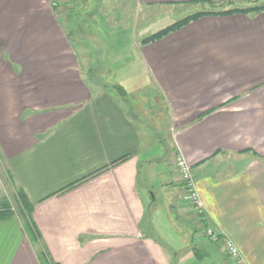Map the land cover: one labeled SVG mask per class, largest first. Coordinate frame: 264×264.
Segmentation results:
<instances>
[{
    "label": "crops",
    "instance_id": "obj_1",
    "mask_svg": "<svg viewBox=\"0 0 264 264\" xmlns=\"http://www.w3.org/2000/svg\"><path fill=\"white\" fill-rule=\"evenodd\" d=\"M259 1L0 0V180L11 206L19 189L32 208L0 218V264H172L173 244L264 264V10L216 14ZM144 11L211 13L128 46ZM155 192L182 242L148 229Z\"/></svg>",
    "mask_w": 264,
    "mask_h": 264
},
{
    "label": "rangeland",
    "instance_id": "obj_2",
    "mask_svg": "<svg viewBox=\"0 0 264 264\" xmlns=\"http://www.w3.org/2000/svg\"><path fill=\"white\" fill-rule=\"evenodd\" d=\"M244 1L248 3V2H251L252 0L251 1L244 0ZM260 4H261V0L257 3H255L254 6L260 5ZM243 8H244V6H243ZM202 12H204V11H202ZM193 14H195V13H193ZM145 15L146 14L144 11L143 15H142V19L140 20L138 27L136 26L135 29L128 31L127 35L125 34L127 36V37L126 36L125 37H126V44H128V46L130 43L132 44L133 41L138 42L142 39V37H144L146 35H150L151 33H155V32L157 33L162 28L174 24L179 19H183V17L185 18V17L189 16L187 14H184L183 12L182 13H176L173 18H171V15L166 16L165 14H162V15H160L159 18L155 17L154 20L150 21V19L145 18ZM190 15H192V14H190ZM172 19H174V20H172ZM125 37H124L122 46L124 45ZM129 40H130V42H129ZM131 51H132V49H131ZM122 63H124V62H122ZM117 65H118V67H121V62L117 63ZM122 69H123V67H122ZM127 72H129V70H127ZM126 74L130 75V72L126 73ZM144 76H146V75H144ZM144 79H145V81H147L146 78H144ZM130 87L133 88V86H130ZM164 128H165V126H162V129L159 130L158 136L155 135L156 138L160 136L159 138L162 139L159 146L154 150V154H157L159 157V160L157 161L158 169L163 168L165 160L169 159V157H171V156H169L168 158H165L167 153L169 154V152H171L172 146H171L170 139L167 138V136H166L167 129H164ZM176 158L173 160L172 165H173V170L177 173L176 167H175ZM144 175H145L144 179L147 178L146 173ZM182 184L184 186L183 182H182ZM184 190H185V187H184ZM155 193L157 195L158 202H157L156 208L154 210V213L148 222V225H147L148 229L150 231H153V233H156L154 231H157L159 229L160 231H158V235H161L159 237L162 238L164 242L170 243L171 240L174 242H182L183 239L186 237L183 238L182 234H180V232L177 231V229H179V227L176 228L175 226H173L172 222L168 219L167 215H168V213L170 214V211L164 207L163 201L161 200V197L158 195V193L157 192H155ZM5 194L6 193L4 192V184H2V182L0 180V199L3 196L7 198V196ZM184 194H185V192H184ZM11 202H12V206L14 207V210L16 211V213L20 214L18 207H17V204L13 200L12 197H11ZM155 214L159 215L158 222H157L159 227H157V228L155 227V229H151L152 227H150V226H152V224L154 223L153 220H154ZM182 226H183V230L188 229V227L184 225V222H182ZM153 228H154V226H153ZM173 249L179 253V257H176L174 255L175 252L173 251ZM171 251L173 254L172 255V264H218V255L217 254L213 255V256H211V255L205 256V253H201L200 257L197 255H195V257H194L193 253L191 252L190 248H188L187 245L184 246V245L180 244V246L177 245L175 247V245L173 244ZM192 257H193V259H192ZM233 264H235V263H233Z\"/></svg>",
    "mask_w": 264,
    "mask_h": 264
},
{
    "label": "trees",
    "instance_id": "obj_3",
    "mask_svg": "<svg viewBox=\"0 0 264 264\" xmlns=\"http://www.w3.org/2000/svg\"><path fill=\"white\" fill-rule=\"evenodd\" d=\"M262 10H264V4L263 5H256V6H249V7H245V8L230 9V10L223 11V12H216V14H219V13L226 14V13H232L235 11L251 13V12H258V11H262ZM208 13H211V12H198V13L189 15V16L175 22L174 24L164 28L163 30L159 31L158 33L150 36L149 38L144 39L143 42L145 43V42H150V41L156 40V39L168 34L172 30L178 29V28L186 25L190 21L197 19L198 17H200L204 14H208ZM16 195H17V200H18V210L20 207V214L26 219L32 214L31 203L28 201L25 194L21 190L17 189ZM14 215H15V212H14V210L10 204V201L6 197L3 196L0 199V218L1 219L11 218Z\"/></svg>",
    "mask_w": 264,
    "mask_h": 264
},
{
    "label": "built area",
    "instance_id": "obj_4",
    "mask_svg": "<svg viewBox=\"0 0 264 264\" xmlns=\"http://www.w3.org/2000/svg\"><path fill=\"white\" fill-rule=\"evenodd\" d=\"M175 167L177 173L179 174L178 176L180 180L184 183V187H185L184 200L197 206L199 212H202L200 207L201 204L200 195L196 188V184L190 164L187 162V160L184 157L178 156L176 158ZM204 235L208 236L213 240H218L219 238L218 233H216L215 230L210 227L205 228ZM224 247L232 258L240 257L239 248L232 239L227 237L224 240Z\"/></svg>",
    "mask_w": 264,
    "mask_h": 264
}]
</instances>
